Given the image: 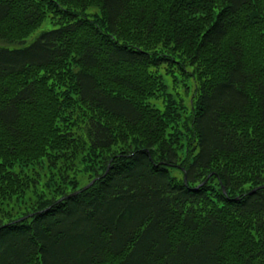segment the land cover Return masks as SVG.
<instances>
[{
	"label": "trees",
	"instance_id": "obj_1",
	"mask_svg": "<svg viewBox=\"0 0 264 264\" xmlns=\"http://www.w3.org/2000/svg\"><path fill=\"white\" fill-rule=\"evenodd\" d=\"M0 264H264V0H0Z\"/></svg>",
	"mask_w": 264,
	"mask_h": 264
},
{
	"label": "rangeland",
	"instance_id": "obj_2",
	"mask_svg": "<svg viewBox=\"0 0 264 264\" xmlns=\"http://www.w3.org/2000/svg\"><path fill=\"white\" fill-rule=\"evenodd\" d=\"M42 31V28L37 29L35 32L32 33V35H30L27 39H26V44L30 43L31 41H33ZM12 214H16L19 211V206H17L16 208H13L11 210Z\"/></svg>",
	"mask_w": 264,
	"mask_h": 264
},
{
	"label": "water",
	"instance_id": "obj_3",
	"mask_svg": "<svg viewBox=\"0 0 264 264\" xmlns=\"http://www.w3.org/2000/svg\"><path fill=\"white\" fill-rule=\"evenodd\" d=\"M98 179V177H96V178H94L90 183H88L87 185H85L83 188H82V190H85V189H88L96 180ZM207 181V178H206V180H204V182L203 183H205ZM185 182L187 183V179L185 178ZM203 183H201L199 186H201ZM198 186V187H199ZM223 189H224V192L226 193V188L223 186ZM82 190H77V191H75V192H73V193H71L70 195H74V194H77V193H79L80 191H82Z\"/></svg>",
	"mask_w": 264,
	"mask_h": 264
}]
</instances>
